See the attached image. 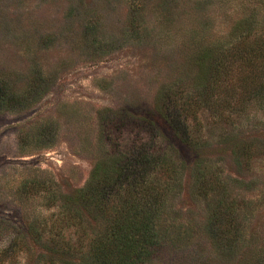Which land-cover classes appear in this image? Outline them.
Segmentation results:
<instances>
[{"label": "rangeland", "instance_id": "374dc122", "mask_svg": "<svg viewBox=\"0 0 264 264\" xmlns=\"http://www.w3.org/2000/svg\"><path fill=\"white\" fill-rule=\"evenodd\" d=\"M262 43L264 0H0V264L87 259L100 228L61 197L114 159L126 184L169 188L144 264H264V64L244 65ZM162 152L176 178L148 173ZM218 206L237 248L210 229Z\"/></svg>", "mask_w": 264, "mask_h": 264}, {"label": "trees", "instance_id": "16d2710c", "mask_svg": "<svg viewBox=\"0 0 264 264\" xmlns=\"http://www.w3.org/2000/svg\"><path fill=\"white\" fill-rule=\"evenodd\" d=\"M248 51L247 54L250 56L244 60V65L254 71L253 62L258 57L264 64V43L259 46V53L251 52L252 50ZM214 52L215 50L210 49L206 54L211 57ZM212 57H202V61L209 60L202 64L208 70L212 67L215 76L218 78L219 75L228 70L229 65L226 63L230 61L227 62L226 57L219 58L216 61ZM204 80L206 79L204 78L203 82ZM201 81L198 78V83ZM0 83L1 85L6 84L4 80H0ZM262 86L264 85L262 84ZM205 88H209V86L206 85ZM193 143L194 145L198 144V142ZM102 164H104V167L98 165L95 168L92 177L83 189L75 191L70 197H61L64 204L67 205L66 220L76 228L82 229L85 236L89 227L84 226L87 221L84 219L79 207L100 228L89 245L91 249L87 254V259L83 256L81 264H144L155 249L160 246L158 226L163 216L162 208L165 207V203L161 201L160 196L164 195L169 188L152 185L151 183L147 184L146 182L126 184L125 178L114 175L118 170V159ZM150 165L148 173L153 175L162 171L173 172L175 178L178 174L177 170L183 169V163L181 167L176 166L173 159L163 152L152 156ZM143 173L145 174L142 175L141 181L147 177V171ZM198 176L200 180L203 179L201 171L198 172ZM215 187L217 190H223V192L228 189L227 187H219L217 179L208 187L200 185L199 190L205 193L206 188L212 189ZM219 198H221L220 195ZM219 203L221 204V200H219ZM222 209L221 206H218V208L211 211L213 220L210 229L220 248H237L243 237L242 227L238 222V218L234 216L233 210L224 208L222 212L220 211ZM54 241L51 244L57 246Z\"/></svg>", "mask_w": 264, "mask_h": 264}]
</instances>
